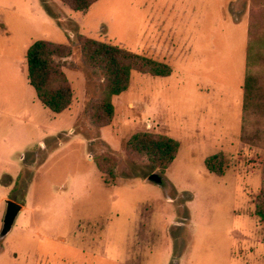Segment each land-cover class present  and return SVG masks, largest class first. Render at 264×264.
<instances>
[{
  "label": "rangeland",
  "instance_id": "1",
  "mask_svg": "<svg viewBox=\"0 0 264 264\" xmlns=\"http://www.w3.org/2000/svg\"><path fill=\"white\" fill-rule=\"evenodd\" d=\"M55 1L0 0V19L9 28L0 25L1 96L36 94L27 69V52L35 41L70 49L78 34L169 64L172 73L157 77L133 71L129 89L113 98L115 114L103 129L89 113L91 101L102 98L105 77L85 72L79 51L56 59L72 87L70 111L55 113L39 102L33 127L26 125L25 132L24 124L15 121L29 137L24 142L22 135L19 141L10 139L16 143L10 159L20 177L3 179L9 187L6 199L22 205L30 201V187L46 189L50 239L9 245L0 264H66V259L67 264H127L130 251L138 257L134 264H146L152 253L163 264L165 237L172 233L179 241H194L193 264H207L208 236L216 238L217 248L208 260L213 258L214 264L233 242L234 264H250L264 255L259 218L247 195L251 191L255 202L262 188L264 147L243 142L242 148L238 144L232 149L226 167L237 166L235 175L228 170L220 177L205 166L207 154L220 149L208 137L221 133L225 121L226 127L237 125L248 66L264 71V60L257 58L264 52V0H100L88 11ZM43 10L51 16L42 18ZM16 59L22 64L19 77ZM248 130L264 142V111L250 117ZM142 131L181 139L180 158L166 176L128 156L127 142ZM41 134L46 138L39 142ZM47 149L51 152L44 162ZM89 155L95 162L106 155L114 158L118 177L113 180L102 172L113 188L102 181ZM153 173L163 176L164 185L147 180ZM38 197L44 201L43 195ZM13 251L21 254L14 257Z\"/></svg>",
  "mask_w": 264,
  "mask_h": 264
},
{
  "label": "trees",
  "instance_id": "2",
  "mask_svg": "<svg viewBox=\"0 0 264 264\" xmlns=\"http://www.w3.org/2000/svg\"><path fill=\"white\" fill-rule=\"evenodd\" d=\"M61 1L74 11H88L100 0ZM75 50L80 52L81 68L85 72L92 73L94 77L102 75L105 77L106 87L102 98L98 102L94 99L91 101L89 113L94 123L100 127H105L112 121L115 114L113 98L129 89L133 71L163 77L170 76L172 73V68L168 64L94 40L84 34L77 35V40L72 43L70 49L47 40H37L27 52L29 79L40 101L55 113L67 110L73 100L72 87L62 70V64L56 59L69 56ZM257 58L264 60V52L260 50ZM249 61L250 48L248 65ZM261 79L264 80V71H252L249 65L244 85L242 141L256 147H264V142L253 137L248 129L250 117L264 111V84ZM257 135L258 133L256 137L260 138V134ZM180 145L178 140L170 136L142 131L135 133L129 139L126 150L133 163L147 162L154 170L164 174L176 159ZM205 163L209 171L219 176L225 173L226 158L223 153L209 156ZM96 164L101 172L108 173L113 180L118 177L112 156L106 155L103 159H97ZM255 205V213L264 225V161L262 188Z\"/></svg>",
  "mask_w": 264,
  "mask_h": 264
},
{
  "label": "crops",
  "instance_id": "3",
  "mask_svg": "<svg viewBox=\"0 0 264 264\" xmlns=\"http://www.w3.org/2000/svg\"><path fill=\"white\" fill-rule=\"evenodd\" d=\"M55 3H57V2L55 1ZM61 13H62V16L65 17L64 16L65 11H63ZM42 14H43L42 18H49L51 16L48 13L49 17H47L44 10L42 11ZM59 19L60 18H58V20H57L58 22H59ZM0 25L4 26V28L7 31L9 30V28L7 29V25H6L5 20L0 19ZM241 63H242V60H241ZM21 66H22V64L19 63L18 59H16V66H15L16 74H17L16 77L20 76L19 73H21L20 72ZM24 66L26 69V65H24ZM27 69H28V63H27ZM242 70H243V68L240 69L239 71L242 73ZM22 73L24 75L23 77H25L26 76V70ZM157 77H163V76H157ZM166 77H168V76H166ZM28 81L30 83L29 70H28ZM30 85H31V83H30ZM243 87H244V85H243ZM27 90H28V88H26V90H24V91H27ZM35 92H36V90H35ZM39 102L45 108H48L40 101V99L37 96V92H36V94L30 93V92H28V93L27 92H10V93H6L4 96L0 95V229L1 230L3 227V220H4V215L6 212V200H7L6 197L9 193V187H8V185H5L3 183V179L5 177H9V178H13V179L20 177V172L14 173L16 167L14 166L13 161L10 159L11 152L13 151V149L15 148L14 146L16 145V143H10V139L13 140V138H14V139H16V141H19L20 135H22L23 136L22 142H24L29 137L28 135L26 136V134L22 131V129H20L21 130L20 131L19 128L16 127V125H19V124H17L15 121H17V122L20 121V123L24 124L25 132H26V125L27 126L29 125V127L30 126L33 127L34 121L32 120V118L36 114L35 111H36V108H37V105ZM243 102H244V98L242 101V107H241L240 113H239V115L237 114V118H238L237 125L236 126L232 125V127H231V125H227V127H226L227 122L225 121L224 127L222 126L223 131L221 133H218L216 136L214 134L211 137H208V139L214 140L216 142V145L217 144L220 145V147H219L220 149H217V151L213 154H210V155L207 154V157H205V161L209 156H212V155H215L218 153H223L225 155V158L229 159V153L232 151V149H234L236 146L238 147V144L240 145L241 148L244 146V143L241 140V129H242V125H243V123H242L243 122V104H244ZM65 111H70V110L67 109ZM39 127L42 130L44 128L43 126H40V125H39ZM104 128L105 127H103V129ZM19 131H20V133H19ZM4 134H8V135L5 137ZM162 134H164V135L166 134L167 136H170V137L178 140L181 144L176 159L174 160V162L170 165V167L164 173L166 176V173L169 171V169L171 167H173L178 162L180 155H181L182 148H183V144L180 141L181 139H178V137H174V135H171V134L168 135L167 133H162ZM213 137H214V139H213ZM45 138H46V134H41L38 141L40 142V140L42 141ZM193 138H195V137H193ZM101 139H102V141L111 144L110 139H108L106 136H103ZM60 142L62 143V141H60ZM249 146H251V145H249ZM252 147H254V146H252ZM36 151L38 152L37 158L38 157L40 158L42 156L41 150L39 149V151H38L36 149ZM50 152H51V149L44 150V162L46 161V159H45L46 156H48L47 154H49ZM88 158L92 162H94L96 167L98 168L95 160H93V157L91 155H89ZM36 161L40 162L39 159H37ZM205 166H206V163H205ZM206 168H207V166H206ZM29 169H30L29 171H32L33 167H32V169L31 168H29ZM228 170H232V173L235 175L237 173L238 167L237 166L226 167L225 173L220 177H224L227 174ZM98 171L100 173L102 181H104V183L108 187L113 188L114 185L111 186V185H108L107 182H105V180L102 177L103 174L99 170V168H98ZM247 174H249V172ZM239 175H240V173H239ZM217 176H219V175H217ZM260 177H261V175H260ZM147 180L150 181L149 177L147 178ZM167 180L171 183V181L169 179H167ZM150 182H152V181H150ZM164 182H165V180H164ZM261 182H262V179H261ZM152 183H154V182H152ZM171 185H173V184L171 183ZM165 190L167 191L166 185H165ZM251 194L252 193L250 191V194H247V195L249 198V203L252 204V206L254 208L253 215L255 217L256 205H255V202H253L254 199L253 200L250 199ZM42 195L44 196V198H43L44 201H41V198L38 197V196H42ZM257 196H256V198H257ZM168 197L170 200L174 199V197H172V196L168 195ZM38 198H39V200H38ZM28 199H30V201H27L28 204L22 205L23 207H22L21 213L19 214V216H20L24 212V216L22 217V219L19 220V216H18V218H17V220L13 226V229L10 231V233L5 238L1 239V241L3 240L2 241L3 243L1 244L0 258L2 256H5L4 254L7 255L6 251H7V248L9 245L16 244V243L18 244V242H22V241H31V240L43 241L44 239H50V236L48 235V233H46V232H49L50 228H51L50 227L51 223L47 222V219H46V216H47V207L46 206H49L45 202L46 189L42 188L41 186H36V185L33 188L30 187L28 190ZM13 200L17 201L16 199H13ZM36 200L38 202H35ZM251 200H252V202H251ZM255 201H256V199H255ZM259 222H260L259 226L261 227V231L258 232L259 235L261 234L259 241L264 243V225L261 222L260 218H259ZM140 232H141V230H140ZM140 232H139V234H140ZM233 232H235V231H233ZM11 233H13V234L10 236ZM142 233L144 234L143 228H142ZM130 236H132V235H130ZM135 236L141 237V235H135ZM62 240H64V239H62ZM215 240H216V238L214 236H208L207 237V264H214L212 262L213 258L211 259V261H208V260L212 256L213 249L217 248V245L214 244ZM165 241H166L165 244H167V255L164 258L163 264H193V262H196L195 258H192V256H191V246L193 245V242H194L192 239L190 240V238H188V239H183V238L181 239L180 238V241H179V238L176 237V235L172 233V234L167 235L165 237ZM233 246H234V242L232 244L231 249L228 252H224L223 254H221L219 256V259L216 260V264H234L236 254L234 252ZM25 251H27V250H25ZM20 254H21L20 251H18V252L13 251L11 255L14 257H18ZM215 254H216V252H214V255ZM82 255H84L83 252H82ZM132 255H133V257H132ZM24 257L26 259H28L31 257V254H28V252L24 253ZM156 257L157 256H153V253H152L151 259L146 264H158ZM129 258H130V261L127 264H134L132 260L137 259L138 257L135 253H132V251H130ZM65 262L67 264V259L65 260ZM138 263L144 264L141 262H138ZM250 264H264V255L258 256Z\"/></svg>",
  "mask_w": 264,
  "mask_h": 264
},
{
  "label": "water",
  "instance_id": "4",
  "mask_svg": "<svg viewBox=\"0 0 264 264\" xmlns=\"http://www.w3.org/2000/svg\"><path fill=\"white\" fill-rule=\"evenodd\" d=\"M149 180L156 183L163 185L164 184V178L162 175L158 173H153L149 176ZM22 204L18 203L17 201L13 199H7L6 200V212L4 215L3 220V227L0 232V240L5 238L10 231L13 229V226L21 213L22 210Z\"/></svg>",
  "mask_w": 264,
  "mask_h": 264
}]
</instances>
